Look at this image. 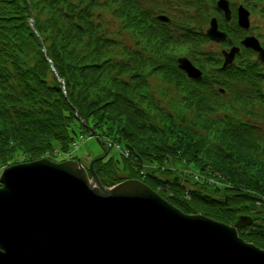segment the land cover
<instances>
[{
    "label": "trees",
    "instance_id": "obj_1",
    "mask_svg": "<svg viewBox=\"0 0 264 264\" xmlns=\"http://www.w3.org/2000/svg\"><path fill=\"white\" fill-rule=\"evenodd\" d=\"M241 3L264 17V6ZM209 9L205 0H0V169L55 161L94 133L109 146L92 164L103 185L138 179L181 211L228 225L249 215L238 235L264 249V76L206 56ZM165 13L170 22L157 19ZM179 55L202 63L200 79L178 68ZM153 79L177 101H155ZM170 159L195 178L166 167Z\"/></svg>",
    "mask_w": 264,
    "mask_h": 264
},
{
    "label": "water",
    "instance_id": "obj_2",
    "mask_svg": "<svg viewBox=\"0 0 264 264\" xmlns=\"http://www.w3.org/2000/svg\"><path fill=\"white\" fill-rule=\"evenodd\" d=\"M217 8L228 21V0H218ZM237 23L249 26L243 5L237 7ZM205 35L215 42L227 37L214 17ZM241 42L263 57L257 39ZM238 50L222 52V68ZM177 66L189 78L202 76L185 56L177 58ZM93 137L104 150L91 160L89 172L79 158H40L2 168L0 264H264V249L238 235L253 223L249 215L228 225L181 211L138 179L103 185L92 164L109 146Z\"/></svg>",
    "mask_w": 264,
    "mask_h": 264
},
{
    "label": "flooded vegetation",
    "instance_id": "obj_3",
    "mask_svg": "<svg viewBox=\"0 0 264 264\" xmlns=\"http://www.w3.org/2000/svg\"><path fill=\"white\" fill-rule=\"evenodd\" d=\"M207 2V6L210 7V16L209 19L207 21L206 24H204V28H203V32L205 35V30L208 27V23L209 20L214 17L216 19L217 22V26L218 29L222 32H225L227 37L220 42H215L212 41L210 39H207V41H203L202 47L204 46L207 49V55L206 56H211V57H217L219 59H221V62H223V51H228L232 46L234 47H238V52L235 53V56L233 57V60L231 61V65L234 64V68L233 70H238V67H241L243 65H247V64H253L255 66V68H259V74H261L262 76H264V30H260V31H255L253 29V25L251 26L250 20H249V26L248 28H241L238 23H237V7L238 5H243V3H235V0H228L229 2V8L231 11V17L230 19L227 21L224 17L223 11L219 8H217V1L218 0H205ZM214 1V3H213ZM248 11H249V17L252 16L254 17L255 15V11H251L250 8H247L246 6H244ZM257 14V13H256ZM259 20H260V13H259ZM262 17V16H261ZM264 22V21H263ZM244 37H254L255 39H257V41L259 42L260 47L263 50V57L261 58V54L247 46V45H243L242 44V40L244 39ZM193 64L201 69H202V63L195 61L193 62ZM217 67H220L217 66ZM250 70H253L254 67H252L251 65L248 67Z\"/></svg>",
    "mask_w": 264,
    "mask_h": 264
},
{
    "label": "rangeland",
    "instance_id": "obj_4",
    "mask_svg": "<svg viewBox=\"0 0 264 264\" xmlns=\"http://www.w3.org/2000/svg\"><path fill=\"white\" fill-rule=\"evenodd\" d=\"M237 1L238 2H236V1H234V2L235 3H239V2L241 3V2L246 1V0H237ZM247 1H249L257 9L264 6V3L258 4L254 0H247ZM243 4H245V3H243ZM169 8H171V7H169ZM167 12L176 18V15L174 14V12H171L169 10H167ZM252 16L249 17V20H250L251 26L253 25V29L255 31L256 30L260 31L262 29L264 30V22H263L264 17L262 18L260 16L261 20H259L258 14L255 13L254 17H252ZM188 21L191 22V25H194V22L192 21L191 18L190 19L188 18ZM202 48H204V46ZM205 51H207L206 47H205ZM159 84H160V82L157 79H153L151 81V85H152L151 88L155 92V96H154L155 101L160 100L161 103L164 101H168V100L177 101V98H176L177 95L172 88L169 89V91L166 93V89L163 86H161L159 88ZM160 89H162L164 91L163 95L160 94ZM154 104L158 106V103H154ZM154 108H156V107H154ZM154 111L157 112L156 109ZM255 120H259V118L258 119L256 118ZM259 122H260L259 127L264 129V122L263 123H262V121H259ZM256 123H258V122L256 121ZM119 152H120L119 149H117L115 146H113L110 148L109 155L113 156L114 158H117V157H119ZM102 153H103V148L99 144L98 140L93 136L88 137L87 135H85L83 138H80L77 140V147L72 151V155L79 158L81 163L86 165V166H88V162L91 163L92 159L96 158L97 156L101 155ZM53 158L55 159L56 162H60L63 160L70 159V157H67L64 153H61V152L60 153L59 152L54 153ZM165 166L183 170L186 173L190 174V176L192 178H195V168L192 165H187L180 160H171L170 159V160L165 162ZM0 172H1V169H0Z\"/></svg>",
    "mask_w": 264,
    "mask_h": 264
}]
</instances>
